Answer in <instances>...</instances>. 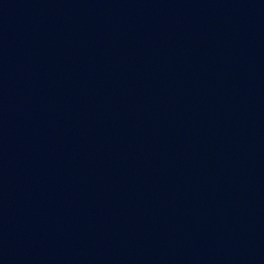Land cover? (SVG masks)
Segmentation results:
<instances>
[{
    "label": "water",
    "instance_id": "95a60500",
    "mask_svg": "<svg viewBox=\"0 0 264 264\" xmlns=\"http://www.w3.org/2000/svg\"><path fill=\"white\" fill-rule=\"evenodd\" d=\"M239 25L264 40V0H207Z\"/></svg>",
    "mask_w": 264,
    "mask_h": 264
}]
</instances>
